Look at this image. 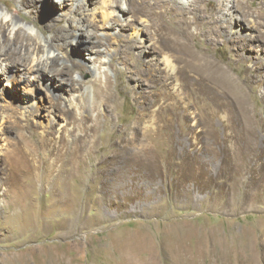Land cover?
<instances>
[{"label":"rangeland","instance_id":"374dc122","mask_svg":"<svg viewBox=\"0 0 264 264\" xmlns=\"http://www.w3.org/2000/svg\"><path fill=\"white\" fill-rule=\"evenodd\" d=\"M36 2L35 10L20 0L0 6L43 39L53 37L28 18L73 35L63 49L79 64L65 79L80 92L79 113L106 118L66 119L50 104L60 88L52 75L34 90L31 72L0 77V260L36 245L42 249L26 264H64L63 256H76L69 242L87 240L77 264H120L131 251L148 257L147 249L158 264H211L216 259L200 257L197 248L227 246L244 251L237 261L264 263V41L234 46L207 20L188 43L220 67L206 72L188 58L178 24L167 26L170 16L158 36L144 11L123 30L126 18H110L109 2L96 0L94 17L74 11L86 26L76 32L61 0ZM201 6L206 14L218 2ZM108 21L113 27L105 29ZM133 28L147 31L143 54ZM129 41L138 48L127 54ZM99 78L110 79V104L104 96L93 103ZM8 190L24 193L25 207L12 203ZM180 240L192 253L177 257Z\"/></svg>","mask_w":264,"mask_h":264},{"label":"bare ground","instance_id":"6f19581e","mask_svg":"<svg viewBox=\"0 0 264 264\" xmlns=\"http://www.w3.org/2000/svg\"><path fill=\"white\" fill-rule=\"evenodd\" d=\"M36 1L37 0H20V3L24 8H32L35 10L38 4ZM69 1H71V3H69ZM206 1L209 0H102V3L109 2V5L114 9L113 13L108 15L110 18L115 19L112 15H116L117 17L123 16L126 18L123 20L121 26L123 30L129 28V19H132L131 21H136L137 18L140 19V12L143 11L149 16V26L154 29L157 36L164 29H166L167 26L172 27L170 24H178V37L184 43L185 50L187 51V49H189L187 54L188 58L191 61L198 63V70L213 72L220 69L219 65L214 64L211 61L209 54L205 53L203 50L198 49V51H191L188 45L190 40L197 39L198 35L202 34V29L207 25V20H210V23L213 24L217 30L216 35L223 38L226 43L241 47L244 44L249 45L251 41L258 38L264 41V0H259L260 2L257 6L251 0H216L218 2V8H207V13L204 14L201 9V5ZM95 3L96 0H61L59 8L65 17L68 19L73 18L74 24H76V32H78L84 27L86 28V26L81 19H74V11H81L83 9V14L85 16L91 15L94 17L97 7L93 9H90L89 7L92 4L95 5ZM76 6H78L77 9H75ZM138 8H140V10L138 15H136L135 11ZM117 12L120 14H116ZM169 16L171 22L166 26L162 23V21L164 17ZM28 19L34 23V28L35 26H38L42 33L45 34L50 32L53 39H43L33 28L23 25L19 19L10 16V14L3 10L0 6V38H6V44L3 46V50L0 51V77L3 76L2 78H9L13 81L20 77L22 71L25 70L29 73L31 72V75H35V82L31 79L33 81L32 90H34L35 83H37L38 80L42 78L45 80L52 75V79L59 83L58 86L60 88L57 93V99H52L51 103H49L53 105V108L60 110L66 119L73 117L78 119H102V116L106 118V116L101 112L94 117L91 115L83 116L79 113L81 111V104L79 103L78 94L76 93L80 94V92L72 90L73 88L69 86V81L65 79L67 75L71 76L74 66L79 64L78 60H72L71 55L63 49L66 45L65 40L74 39V37L72 38L73 35L66 33L67 36H65L66 34H62L64 31L63 29H56L54 28V25L46 28L35 18L33 19L30 17ZM82 19L85 20L84 17ZM54 20L55 19H53V21ZM124 22L127 24L125 25ZM104 27L105 29H110L113 25L108 21V23L104 24ZM145 32L147 33V31L143 28H136V30L131 34L135 40H139L144 45L140 47L139 53L141 54L144 53V50L147 47L145 46V35H143ZM61 40L64 43H61ZM19 42L21 43L20 45ZM68 43L73 44L69 40ZM32 45H35V48H33ZM137 46L138 45L135 44L134 41H129L125 46V53L130 54L132 49L138 48ZM77 50L78 48H76L75 51ZM12 57L16 58L13 59ZM10 59H12V63H9ZM61 61L63 62L62 67L57 68L58 63ZM66 62H71L72 65H68ZM94 64L97 63H93L91 69L95 72L97 71V68ZM164 65L166 68L171 67L170 62L167 61H165ZM102 66L103 64L101 67ZM99 69L101 70V68ZM106 79L107 81L104 82L103 79L99 78L94 86V104L102 100L103 96L105 97L104 102L107 104L112 98V95L109 94L110 91H108L110 89L109 87L111 82L110 79ZM72 80L75 82L74 79ZM63 102L65 106H63ZM34 105L35 103L33 106ZM37 108L35 109L37 110ZM44 134L48 139L46 143H49L50 140L47 136L53 135V129H47L44 131ZM14 190H8V193H6L7 198L12 203H16L18 205L21 204L22 208L25 207V204H23L25 203V194L20 192L23 195L21 196V194H17ZM5 200V198L4 200L0 199V213L3 210L2 203L5 202ZM180 242L182 245L177 253V257H180L182 254L192 253V250L186 246V243L182 242V240H180ZM88 245L89 243L87 240H80L76 242L70 241L69 249L70 251L75 252L76 256L72 257L69 262L67 257L63 256V261H61L64 264H77L76 262L80 260L79 256L84 254V249ZM40 249L42 248L39 246L30 245L27 249H25V252L20 251L15 253L14 251L8 250L4 253V257L0 260V264H26L27 260L31 258V255L40 252ZM208 249L197 248L196 252L199 253L200 257L209 255L212 257L211 259L215 258V262L211 264H260L254 263L253 259L251 261H237L235 258L243 256L244 251L236 248L235 246L216 247L210 251ZM143 252L131 251L130 254L128 253L129 256L119 258V262H121L120 264H158L155 256L157 254L154 250L147 249L145 252L148 253V257L146 258L142 257ZM124 256H126V254Z\"/></svg>","mask_w":264,"mask_h":264}]
</instances>
